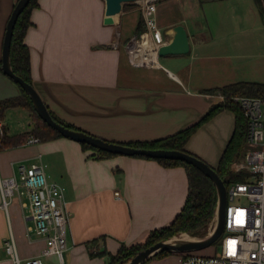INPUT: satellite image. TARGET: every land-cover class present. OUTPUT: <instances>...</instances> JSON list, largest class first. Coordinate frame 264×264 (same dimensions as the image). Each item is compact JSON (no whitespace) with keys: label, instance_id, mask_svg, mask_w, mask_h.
Wrapping results in <instances>:
<instances>
[{"label":"crops","instance_id":"crops-1","mask_svg":"<svg viewBox=\"0 0 264 264\" xmlns=\"http://www.w3.org/2000/svg\"><path fill=\"white\" fill-rule=\"evenodd\" d=\"M17 1L0 0V60ZM37 2L24 38L32 85L57 118L105 141L164 139L197 124L223 102L205 90L237 82L264 84V22L255 0H158L155 18L162 33L182 25L190 51L156 57L154 66L132 65L124 49L130 38L123 34L124 24L134 32L138 12H121L117 23L104 25L103 0ZM19 94L0 71V100ZM7 114L20 120L19 128ZM2 123L9 135L33 128L29 112L20 107L8 109ZM234 129V113L224 110L196 129L185 150L216 168ZM91 154L65 137L0 150V178L16 176L19 164L41 162L48 181L64 189L69 213L64 264H106L121 244L143 243L150 232L171 224L187 196L182 167L127 156L96 160ZM27 204L25 195L14 194L3 208L0 193V264H9L3 242L10 233L23 259L44 249L34 235L26 238L32 225ZM174 259L172 254L145 264H173Z\"/></svg>","mask_w":264,"mask_h":264},{"label":"built area","instance_id":"built-area-1","mask_svg":"<svg viewBox=\"0 0 264 264\" xmlns=\"http://www.w3.org/2000/svg\"><path fill=\"white\" fill-rule=\"evenodd\" d=\"M158 0H137L145 26L139 37L125 41L124 49L135 66H154L158 48L165 43L163 33L155 18ZM147 42L149 51L141 45ZM247 124L246 148L240 160L230 166L232 172H245V181L232 183L226 188L224 229L220 249L214 254L196 252L174 254L173 264H264V98L234 97ZM3 124L0 122V135ZM30 137L27 144L38 143ZM40 159V155L38 156ZM2 207L14 194L25 195L28 204L26 219L32 225L26 238L32 235L44 242V249L36 257L23 259L18 253L12 233L4 240L3 249L9 264H45L44 258L55 257L64 264L69 213L64 199V189L49 182L45 165L41 162L19 164L17 175L0 178ZM119 197V194H115ZM215 227V219L210 233ZM209 233V234H210Z\"/></svg>","mask_w":264,"mask_h":264},{"label":"trees","instance_id":"trees-1","mask_svg":"<svg viewBox=\"0 0 264 264\" xmlns=\"http://www.w3.org/2000/svg\"><path fill=\"white\" fill-rule=\"evenodd\" d=\"M255 3L257 5L258 12L264 22V0H255ZM37 7V0H31L28 6L20 14L13 29V36L10 45V60L13 72L31 85L32 78L30 68V52L29 48L24 42V38L27 29L32 26V22L30 21L31 11ZM144 29V23L140 18V20H138L137 22L134 35L139 37L141 33H143ZM17 86L20 90V94L18 96L0 100V122L2 123V121H4L5 114L8 109L20 107L26 109L29 112L30 118L33 122V128L29 132L20 135H9L6 127L3 125V134L0 135V150L13 148L26 143L30 136L36 137L40 141H48L51 139L62 137L59 133L48 127L38 117L28 95L20 88L19 85ZM205 93L215 96H221L223 97V102L211 107L202 118V120L197 124L164 139L151 142L126 143L124 145L145 149L177 150L193 155L185 150V145L187 144L191 135L205 121L209 120L210 118L224 110H230L235 115V129L220 157L218 166L214 168V170L222 180L224 186L228 188L230 184L245 181L247 177V174L245 172H232L230 169L231 164L237 160H240L244 155L247 134L246 120L243 116L240 106L236 104L233 99L234 97L264 98V84L252 82H237L223 87L205 90ZM49 112L52 118L57 123L69 129L78 130L61 121L50 110ZM81 147L84 151L92 152V154L89 156V158L92 159L103 160L116 156L113 154L98 151L86 144H81ZM137 158L153 160L158 162L163 167L167 168L182 167L186 172L188 180L186 200L182 209L175 216L171 224L150 232L143 243L131 246L121 244L115 254L109 255V261L106 264L123 263L137 254L139 251L144 250L145 248L159 241L169 239L181 233H186L191 237L202 238L206 235L207 228L215 215L217 206V193L215 186L207 176H205L194 166L177 160L152 159L147 157ZM101 254L104 255V253L96 252V255ZM170 255H172V253L170 252H159L152 256L149 260L162 259Z\"/></svg>","mask_w":264,"mask_h":264},{"label":"water","instance_id":"water-1","mask_svg":"<svg viewBox=\"0 0 264 264\" xmlns=\"http://www.w3.org/2000/svg\"><path fill=\"white\" fill-rule=\"evenodd\" d=\"M30 1L31 0H18L9 18L1 53V72L14 84L19 85L20 88L28 95L38 117L48 127L59 133L62 137L71 139L80 144H86L93 149L101 152L113 154L116 156L147 157L152 159H169L185 162L194 166L196 169L202 172L212 181L213 185L215 186L217 193L215 227L210 234L205 235L202 238H193L189 235V237L193 240H181L180 238H178L179 235H183L181 233L169 239L159 241L145 248L144 250L139 251L130 259L119 264H145L152 256L159 252H170L172 254L196 252L216 242L220 238L224 229V215L225 206L227 203V194L226 187L224 186L222 180L213 167L209 166L203 160L182 151L135 148L124 144L105 141L83 131L69 129L57 123L52 118L47 106L45 105L33 85L28 84L13 72L10 60V45L13 36V29L18 17L28 6ZM103 1L105 4L103 23L104 25H114L118 22L124 5L135 3L137 0ZM163 36L165 37V39H167V42L158 48V57L186 55L189 53V37L182 25H177L165 30Z\"/></svg>","mask_w":264,"mask_h":264},{"label":"rangeland","instance_id":"rangeland-1","mask_svg":"<svg viewBox=\"0 0 264 264\" xmlns=\"http://www.w3.org/2000/svg\"><path fill=\"white\" fill-rule=\"evenodd\" d=\"M131 10H134V11L138 12V14H139V19L138 20H140V18L142 19V11H141V8L136 3H130V4L124 5L122 12H124V11H131ZM142 21H143V19H142ZM133 29L134 28L132 26H130L128 23H125L124 24V28H123L122 31H123V34L124 35H129V37L131 38L135 34V31L133 32ZM7 121H10L13 125H16L17 123H20V120H17L16 116L15 115H12V114L11 115L7 114ZM19 126L20 125H16V128H19ZM14 200L16 201V196L14 197ZM214 219H215V215H214L212 221L210 222V224H209V226L207 228L206 235H208L210 233V231H211L210 229L212 228ZM182 234L189 236L186 233H182ZM175 236H177V235H175ZM180 237L181 236L179 235L178 238H180ZM196 238H198V237H196ZM221 240H222V238H219L216 242H214L210 246H208V247H206L204 249H201L199 251H196V253H200V254H203V255L214 254L217 250L220 249ZM44 261L46 263H48V264H58L54 259L47 258V259H44Z\"/></svg>","mask_w":264,"mask_h":264},{"label":"bare ground","instance_id":"bare-ground-1","mask_svg":"<svg viewBox=\"0 0 264 264\" xmlns=\"http://www.w3.org/2000/svg\"><path fill=\"white\" fill-rule=\"evenodd\" d=\"M141 47L143 48V49H146L147 51H149L150 50V46L148 45V43L145 41L142 45H141ZM154 60V62L156 63V58H154L153 59ZM180 239L181 240H193V239H191L189 236H187V235H182L181 237H180Z\"/></svg>","mask_w":264,"mask_h":264}]
</instances>
